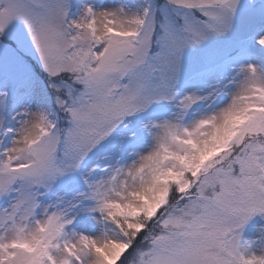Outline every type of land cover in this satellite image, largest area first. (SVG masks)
<instances>
[{
    "label": "snow or ice",
    "instance_id": "6c2138e0",
    "mask_svg": "<svg viewBox=\"0 0 264 264\" xmlns=\"http://www.w3.org/2000/svg\"><path fill=\"white\" fill-rule=\"evenodd\" d=\"M0 264H264V0H0Z\"/></svg>",
    "mask_w": 264,
    "mask_h": 264
}]
</instances>
